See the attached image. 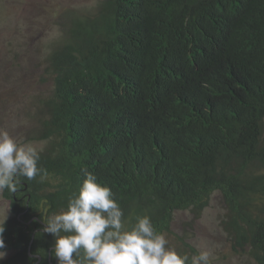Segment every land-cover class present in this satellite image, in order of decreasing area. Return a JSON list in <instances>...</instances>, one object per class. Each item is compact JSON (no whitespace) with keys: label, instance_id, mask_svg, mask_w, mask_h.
Returning <instances> with one entry per match:
<instances>
[{"label":"trees","instance_id":"1","mask_svg":"<svg viewBox=\"0 0 264 264\" xmlns=\"http://www.w3.org/2000/svg\"><path fill=\"white\" fill-rule=\"evenodd\" d=\"M69 30L49 59L43 174L4 190L0 264L57 263L54 237L27 223L67 208L85 170L128 226L147 215L164 235L220 193L233 249L264 264V0H102Z\"/></svg>","mask_w":264,"mask_h":264},{"label":"rangeland","instance_id":"2","mask_svg":"<svg viewBox=\"0 0 264 264\" xmlns=\"http://www.w3.org/2000/svg\"><path fill=\"white\" fill-rule=\"evenodd\" d=\"M101 2L0 0V128L19 140L34 142L42 145L43 151L47 150L50 140L42 139L39 130L46 115L45 102L55 87L50 56L67 38L73 21L95 15ZM56 183L51 180L50 185L44 187V193L53 191ZM225 212L220 193L213 196L204 211L178 212L172 234H165L168 246L179 253L188 251L185 243L197 252L206 248L212 252L214 264H255L246 251L233 249L221 223ZM6 215L7 220L10 219L12 211L3 191L0 192V218ZM9 255L6 251L4 259Z\"/></svg>","mask_w":264,"mask_h":264},{"label":"clouds","instance_id":"3","mask_svg":"<svg viewBox=\"0 0 264 264\" xmlns=\"http://www.w3.org/2000/svg\"><path fill=\"white\" fill-rule=\"evenodd\" d=\"M42 151V145L19 140L0 128V192H16L20 177L33 180L42 175L44 170L38 167ZM85 176L78 192L69 197L67 208L48 219L34 217L27 223L37 219L42 225L33 237L39 230L54 237L56 264H211L213 254L206 248L190 257L169 247L166 236L157 232L147 215L128 226L111 189L87 170ZM6 220L7 215L0 218V260L6 256ZM38 258L41 262L42 257Z\"/></svg>","mask_w":264,"mask_h":264},{"label":"bare ground","instance_id":"4","mask_svg":"<svg viewBox=\"0 0 264 264\" xmlns=\"http://www.w3.org/2000/svg\"><path fill=\"white\" fill-rule=\"evenodd\" d=\"M242 9H243V8H242ZM51 63H52V62H51ZM50 65H51V64H50ZM51 66H52V65H51ZM52 69H53V68H51V70H52ZM46 104H47V103H46ZM46 115H47V114H46ZM46 115H45V116H46ZM41 130H42V129H41ZM37 131H38V130H37ZM39 131H40V130H39ZM36 133H37V132H36ZM38 133H39V132H38ZM40 134H42V133H40ZM31 135H34V137H35V134H34V133H31ZM31 135H28V136H31ZM38 135H39V134H38ZM32 137H33V136H32ZM42 137H43V134H42ZM42 139H43V138H42ZM44 139H45V138H44ZM46 139H49V137L46 138ZM53 142H54V141H53ZM53 142H52V143H53ZM55 143H56V142H55ZM47 145H48V144H47ZM48 147H49V146H48ZM55 147H56V144H55ZM52 148L54 149V147H52ZM56 148H57V147H56ZM53 149H52V150H53ZM130 149H131V148H130ZM47 151H48V149H47ZM49 151H50V150H49ZM49 151H48V152H49ZM53 151L55 152L56 150L54 149ZM127 151H128V150H127ZM42 152H43V151H42ZM54 152H53V153H54ZM46 153H47V152H46ZM75 153H76V152H75ZM128 153H129V152H128ZM51 154H52V152H51ZM54 154H55V153H54ZM41 156H42V155H41ZM45 156L48 157L47 155H45ZM45 156H44V157H45ZM41 159H42V157H41ZM263 178H264V177H263ZM24 179H25V178H24ZM26 180H27V179H26ZM33 180H34V179H33ZM33 180H32V181H33ZM35 180H36V179H35ZM28 181H29V180H28ZM26 182H27V181H26ZM30 183H31V182H30ZM40 183H41V182H40ZM43 184H44V183H43ZM43 184H42V186H43ZM45 185H46V184H44V186H45ZM40 186H41V185H40ZM43 188H44V187H43ZM33 189H34V188H33ZM41 189H42V188H41ZM42 191H43V190H42ZM43 192H44V191H43ZM40 193H41V191H40ZM44 194H45V193H44ZM6 197H7V196H6ZM67 198H69V197H67ZM8 199H10V198H8ZM68 200H69V199H67V201H68ZM12 201H13V200H12ZM64 202H65V201H64ZM64 202H63V203H64ZM60 205L62 206V204H60ZM60 205H58L57 208L60 209ZM62 207H63V206H62ZM62 207H61V208H62ZM64 207H65V206H64ZM57 208L55 209V210H56V213H57V211H60V210H61V209H60V210H57ZM65 208H66V207H65ZM65 208H64V209H65ZM55 210H54V211H55ZM149 211H150V210H149ZM150 212L152 213V211H150ZM50 214H51V213H50ZM54 214H55V212H54ZM52 215H53V214H52ZM160 215H161V214H160ZM160 215H159V216H160ZM16 217H17V216H16ZM128 217H129V216H128ZM25 227H26V226H25ZM32 231H33V230H32ZM159 231H160V230H159ZM159 231H158V232H159ZM161 233H162V232H161ZM11 249H12V248H11ZM17 250H18V249H17ZM17 250H15V252H16ZM11 253H12V252H11ZM8 263H9V262H8Z\"/></svg>","mask_w":264,"mask_h":264}]
</instances>
